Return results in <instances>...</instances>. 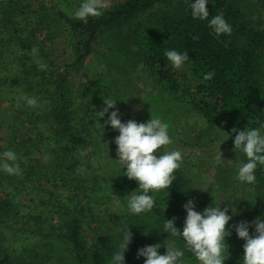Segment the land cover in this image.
<instances>
[{
  "label": "trees",
  "instance_id": "16d2710c",
  "mask_svg": "<svg viewBox=\"0 0 264 264\" xmlns=\"http://www.w3.org/2000/svg\"><path fill=\"white\" fill-rule=\"evenodd\" d=\"M0 3V103L8 107L3 116L8 118L5 126L0 122V129L7 130L0 152H16L21 168L20 175L0 171V264H110L120 243V229L128 226L132 237L124 252L125 264H143L137 249L145 245L160 243V254L169 243L182 247L180 238L161 232L164 219L175 217V226L182 230L186 215L182 205L192 200L195 210L202 211L212 206V199L197 189L189 170L181 166L167 190L153 193V213L131 214L127 197L131 191H139L136 181L128 179L119 165L102 177L93 176L87 163L89 153H84L92 152L89 149L95 146V137L102 139L107 131H113L104 125L100 136L97 123L103 125L107 114L96 123L97 111L105 107L104 98L118 101L124 89L97 86L96 108L80 114L85 102L87 106L91 102L90 92L85 88L73 91L68 77L97 43L104 49L106 70L129 74L142 66L171 102L197 113L207 128L228 133L227 141L233 144V128L264 125V0H209V19L222 15L232 27L230 35L220 36L212 32L207 20L191 17L189 0H123L86 22L60 11L53 0ZM33 46L39 49L47 70H39L34 63L29 51ZM59 49L68 53L67 61L61 64L54 59ZM169 49L188 54L180 69L167 60ZM207 73L212 75L205 80ZM22 94L36 96L40 105L32 108L23 101L18 103ZM132 115L131 119L145 122L144 114ZM33 153L44 160V167L39 158L29 164ZM238 156L241 162L246 159L242 153ZM39 176L63 196H57V203L48 204L47 209L38 203L39 216L29 212L17 216L13 192L25 190ZM256 178V183L249 185L250 199L233 197L234 209L229 208L228 213L232 218L226 225L232 233L226 237L230 255L224 264H240L242 260L244 241L237 238L234 226L257 217L264 219V166H258ZM80 189L96 193L92 199L95 207L98 194L105 190L123 207L113 216V232L103 239L98 237L89 248L83 233L87 214L92 211L85 210L79 200ZM109 196L101 195L98 205L108 203ZM46 212L55 215L48 223L44 222ZM29 222L32 225L27 227ZM253 230L254 225H250V235ZM16 242L24 244L16 249ZM185 260L197 264L189 252H185Z\"/></svg>",
  "mask_w": 264,
  "mask_h": 264
},
{
  "label": "clouds",
  "instance_id": "9594fccd",
  "mask_svg": "<svg viewBox=\"0 0 264 264\" xmlns=\"http://www.w3.org/2000/svg\"><path fill=\"white\" fill-rule=\"evenodd\" d=\"M207 4L209 0H189L191 17L202 21L207 20L209 28L216 36L230 35L232 27L222 15L218 14L209 19ZM109 8L110 0H80L72 16L86 22L89 17H99ZM29 51L38 69L47 70V63L39 57V49L33 46ZM165 56L175 69H180L189 59L186 52L175 49L167 50ZM211 75V73L205 74L204 79H210ZM20 101L32 108L38 107L41 103L36 96L26 94L18 97V103ZM116 102L117 99L111 97L103 99L105 107L97 111L96 123L97 118L104 117L105 114L107 119L104 120L103 125L97 123L98 132L101 136L104 125L118 132V135L114 137L118 158L114 161H118L120 169H125L123 173L128 179L136 181L135 189H139V191H131L127 197L129 212L133 215L153 213L152 209L156 202L153 193L168 189L176 179L175 172L182 166L184 156L180 150H169L166 147L172 143L167 122L159 116H150V119L145 122H137L134 119L122 122ZM205 124L206 122L201 118V125ZM232 132L235 133L232 137L235 156L239 152L246 158L243 162H236V179L238 182L253 185L256 183L258 166H264V125L243 130L233 128ZM226 135L228 139L229 134L226 133ZM223 160L222 153L217 150L213 157V165H219ZM0 171L8 175L21 174L16 152L11 149L0 152ZM182 207L186 213L182 230L177 229L176 218L173 217L164 219L161 232L180 238L183 246L177 247L169 243L167 246L164 245L166 251L160 254L158 252L160 243L145 245L137 249V257L144 258L143 264H188L185 260V252H189L197 264H224L230 255L226 237L232 234L226 228L232 218L228 214L229 206L225 205L221 208L218 203L197 211L194 202L188 200ZM250 225H254L251 235ZM234 230L237 238L244 241L240 264H264V219L257 217L252 222H239L234 226ZM131 237L129 226L120 229V243L111 255L110 264H125L124 252L131 242Z\"/></svg>",
  "mask_w": 264,
  "mask_h": 264
},
{
  "label": "rangeland",
  "instance_id": "374dc122",
  "mask_svg": "<svg viewBox=\"0 0 264 264\" xmlns=\"http://www.w3.org/2000/svg\"><path fill=\"white\" fill-rule=\"evenodd\" d=\"M53 1L58 9L68 16H72V12L80 2V0ZM122 1L123 0H110V7ZM62 39L63 38H60V40ZM58 43L60 46L62 45L60 41H58ZM103 52L104 49L100 48L97 43H93L89 56L86 57L83 63L78 65L76 70L68 77V87L73 91H79L85 88L84 90H89H86V93L90 92L91 102L88 103L89 106H87L85 102V105H83L79 112L80 114L86 113L87 111L91 112V109L96 108L95 102L98 101V98H95V96L99 91L97 86L106 85V87H113L114 90H118V88L120 90L124 89V91L122 90V96H119L116 102L121 121L125 122L131 119L130 117L133 112H140L144 114L143 118L145 121L149 120L150 116L156 114L155 116H159L162 120L167 122L169 125V134L172 137V143L166 147L169 150L177 149L183 153L184 159L182 166L189 170L188 173L197 189L203 190L212 199V205L220 203L221 208L228 205L229 208L232 209L233 197L251 198V186L238 182L236 179V162L240 160L238 152L235 156L233 144L227 141V135L225 133L209 129L206 125L202 126L201 117L197 113L189 110L185 106L171 102L168 97L161 93L159 88L154 85L152 73H149L144 68L138 66L136 69L130 71L129 74H126L125 71L116 72L114 70H106L103 65ZM67 54L66 51L59 49L54 59L58 64H61L67 61ZM106 94L108 95L109 92H106ZM7 109L8 107L5 103H0V122L2 123V127L5 126V120H8V118L3 117ZM109 111H111V109ZM109 127L110 126H108V128ZM6 134L7 130L5 128L0 129V147L2 146L1 140ZM116 135H118V132L113 130L107 131L105 138L103 137L100 139L99 137H95V146L89 149L92 152H84L89 153V156L87 155V163L89 165L90 174L93 176L100 175L102 177L108 169H112L114 165H119L118 161H114L118 158L116 154V145L114 143V137ZM217 150L222 153V158H224V160L219 165L214 166L213 157ZM29 157L32 159V162L29 164H34L33 160L39 158L36 153L30 154ZM41 160L42 159L39 158V165L44 167L42 165L45 162ZM24 162L28 164V161ZM32 182L33 183L27 185L25 190H17V194L13 192L14 197L12 201L13 204H15V210L18 211L17 216H22L25 212H29L32 216H36L38 215V211L36 210L38 209L36 208L38 203H41V206L46 205L47 209L48 204L57 203L55 200L63 196V193H59V190L54 189L51 183H47L44 180L42 181L40 176ZM41 182H43V185H40ZM81 190L82 189H80L78 193L82 194H80L79 200L81 198L85 210L90 209L92 211L90 214H87L85 221L86 227L83 233L84 242L86 247L89 248V245L97 243L98 237L103 239L113 232V225L111 223L114 219L113 216L119 210H122L123 207L119 199L110 195L109 190H105L101 194L97 192V194H99L96 207L93 201L96 199V193L89 191L81 192ZM101 195H110L108 197V203L98 205ZM80 206L82 205L80 204ZM52 214L53 213L46 212L44 222L48 223V218L51 221L54 215ZM55 219L57 220V218ZM91 219H93V221L90 222ZM32 222L34 223L35 221L33 220ZM30 225H32L31 222L28 223L27 227ZM19 229H22V227ZM23 244V242H16L14 248L18 249Z\"/></svg>",
  "mask_w": 264,
  "mask_h": 264
}]
</instances>
